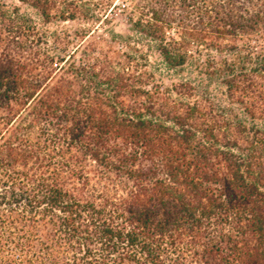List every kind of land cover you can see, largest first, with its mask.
<instances>
[{
  "label": "trees",
  "instance_id": "16d2710c",
  "mask_svg": "<svg viewBox=\"0 0 264 264\" xmlns=\"http://www.w3.org/2000/svg\"><path fill=\"white\" fill-rule=\"evenodd\" d=\"M15 1L0 264H264V0H125L137 36L87 43L48 25L105 23L113 0ZM144 39L199 81L165 85Z\"/></svg>",
  "mask_w": 264,
  "mask_h": 264
},
{
  "label": "rangeland",
  "instance_id": "374dc122",
  "mask_svg": "<svg viewBox=\"0 0 264 264\" xmlns=\"http://www.w3.org/2000/svg\"><path fill=\"white\" fill-rule=\"evenodd\" d=\"M3 1L7 2L8 4L20 5L15 0ZM113 2L117 8L109 15V18L105 23L101 22L98 24L83 20L68 22L54 21L48 25V28L52 31L68 30L72 33L94 30L91 36L87 38L86 43L91 41L110 42L111 39L116 35L124 37L137 36V34L132 30V27L128 21L127 12L122 10L123 5H125V0H113ZM21 7L23 10L33 14L32 10L28 9L27 7ZM141 41L142 42L140 48L144 51L147 50V53L150 56L151 69H155L157 73L165 76V85H169L172 82L191 81L197 83L199 81V76L195 70V65L192 62H189L184 67L178 68L176 70H167L163 65L161 58L159 57V54L156 50V44L154 42H150L147 39ZM121 46H124V44L119 39H117V44H115L116 49H120ZM215 56L217 59L222 58V56L219 55Z\"/></svg>",
  "mask_w": 264,
  "mask_h": 264
}]
</instances>
